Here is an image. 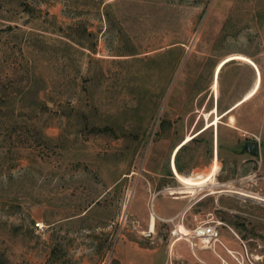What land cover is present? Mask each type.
Wrapping results in <instances>:
<instances>
[{
  "label": "rangeland",
  "instance_id": "1",
  "mask_svg": "<svg viewBox=\"0 0 264 264\" xmlns=\"http://www.w3.org/2000/svg\"><path fill=\"white\" fill-rule=\"evenodd\" d=\"M0 264H264V0H0Z\"/></svg>",
  "mask_w": 264,
  "mask_h": 264
},
{
  "label": "bare ground",
  "instance_id": "2",
  "mask_svg": "<svg viewBox=\"0 0 264 264\" xmlns=\"http://www.w3.org/2000/svg\"><path fill=\"white\" fill-rule=\"evenodd\" d=\"M235 59L248 60L249 62L254 64L256 69L259 71L258 66L256 65V63L254 61L250 60L245 55H243V54H232V55H229V56L225 57L223 60H221L219 62V64L215 67L216 68L215 69V77H216V79L214 78V87L217 86L219 74H220L221 70L223 69V67L228 62H230L231 60H235ZM258 88H259V80L256 81L254 87L239 102L241 103V102L247 100L248 98H250L251 96H253L257 92ZM217 111H218V109L216 107L211 112H207L205 115L208 117L210 114H216ZM221 117H222V115L217 113L212 120L208 121V123L206 124V128H209L210 126H215V125L218 126V124H219V122L221 120ZM193 137H194L193 134L188 135L187 137H185V139L182 142H180L177 145L176 149L174 150L173 169H174V172L176 173V176H177L178 180L182 184H184V186L180 187L179 190L177 189L178 192H180V193H193L195 188L198 185H202V184L206 183L207 180H209V176L207 178H203V179H197V177H192V176H185L184 174L180 173L178 171L177 167H176V164H175L176 153L182 147V145H184V144L188 143L189 141H191L193 139ZM216 166H217V162L215 160L212 174L216 173V170H217ZM155 224H156L155 223V215L153 214L152 215V220L149 223V226L152 228V230H154Z\"/></svg>",
  "mask_w": 264,
  "mask_h": 264
},
{
  "label": "built area",
  "instance_id": "3",
  "mask_svg": "<svg viewBox=\"0 0 264 264\" xmlns=\"http://www.w3.org/2000/svg\"><path fill=\"white\" fill-rule=\"evenodd\" d=\"M153 214H154V211H153ZM156 216L158 215L156 214ZM36 226H37V229H40V230L44 229L43 223L36 222ZM182 226L184 225L182 224ZM154 230H152V228L149 226L148 231L146 232V235L151 236ZM172 232L177 240L190 238L184 234L183 229L181 228V224L176 225V228ZM192 233H193L192 235L194 238H198L200 240L199 243L202 244V246H206L208 248L216 245L217 241H219V234H220L219 226L216 224L210 223V222H205V221L197 222V224L192 230ZM191 242L192 244L194 243V241H191Z\"/></svg>",
  "mask_w": 264,
  "mask_h": 264
},
{
  "label": "water",
  "instance_id": "4",
  "mask_svg": "<svg viewBox=\"0 0 264 264\" xmlns=\"http://www.w3.org/2000/svg\"><path fill=\"white\" fill-rule=\"evenodd\" d=\"M243 150L248 151L250 154L257 156L260 151V142L259 140H249L246 141L243 145Z\"/></svg>",
  "mask_w": 264,
  "mask_h": 264
},
{
  "label": "trees",
  "instance_id": "5",
  "mask_svg": "<svg viewBox=\"0 0 264 264\" xmlns=\"http://www.w3.org/2000/svg\"><path fill=\"white\" fill-rule=\"evenodd\" d=\"M81 33L83 34L84 32H83V31L79 32V34H81ZM84 34L88 36V34H86V33H84ZM193 139H195V138H193ZM193 139H192V140H193ZM182 147H183V145H182ZM182 147H181V148L178 150V152L176 153L177 169H178V171H179L180 173H183V171H184L182 165H180V164L178 163L179 153H180Z\"/></svg>",
  "mask_w": 264,
  "mask_h": 264
},
{
  "label": "crops",
  "instance_id": "6",
  "mask_svg": "<svg viewBox=\"0 0 264 264\" xmlns=\"http://www.w3.org/2000/svg\"><path fill=\"white\" fill-rule=\"evenodd\" d=\"M149 227V226H148ZM181 240V239H180ZM180 240H176V241H174L173 243H172V245H174L175 243H177L178 241H180ZM200 248V250L202 249V250H206V249H204V248H202V247H199Z\"/></svg>",
  "mask_w": 264,
  "mask_h": 264
}]
</instances>
